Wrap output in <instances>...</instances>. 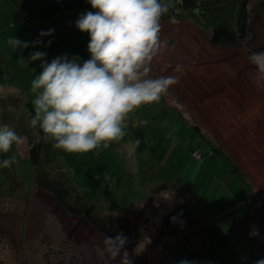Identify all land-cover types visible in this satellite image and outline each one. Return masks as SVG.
<instances>
[{
	"label": "rangeland",
	"instance_id": "1",
	"mask_svg": "<svg viewBox=\"0 0 264 264\" xmlns=\"http://www.w3.org/2000/svg\"><path fill=\"white\" fill-rule=\"evenodd\" d=\"M51 1L41 0V5L35 0L28 2L32 8L29 17L39 16L43 26L48 24L44 27L48 39L44 59L78 57L81 63L89 59V34L79 31L75 22L82 13L98 10L85 0H61L52 14ZM161 2L174 5L173 0ZM41 7L42 13H37ZM248 12L247 35L235 46L213 44L211 29L190 14L184 19L161 20L162 44L150 75L176 76L178 82L158 102L141 105L128 114L126 134L116 147L112 142L108 148L83 153L61 149L57 157L97 208L109 212L124 207L136 194L133 180L137 179L126 180V174H120L115 183L108 185L105 180L112 174L108 171L115 167V160L126 164L134 175L127 157L132 150L125 145L133 142L129 138L133 127L142 125L143 133L149 136L148 142L144 138L146 146L160 158L154 173L176 184L178 179L189 182L200 204L232 240L236 260L229 264L264 260V81H256L254 66L248 60L251 52L264 51V0L250 2ZM35 23L31 21L32 27ZM6 37L11 40L12 31L2 37L4 50L12 49ZM24 63L14 70L18 80L24 81L20 86L25 95L32 94L34 99L28 83L42 71L41 61L25 59ZM177 66L182 71H176ZM18 111H14L16 116ZM190 124L197 129L194 136ZM205 140L223 151L235 168L221 157L206 155ZM26 150L27 144L13 145L9 153H0V161L15 157L11 167H0V264H120L121 256L113 259L104 251V235L83 218L68 214L49 192L32 182ZM198 152L204 155L203 160L198 159ZM234 169L242 173L250 197ZM177 203L146 197L141 204L113 212L137 220L131 232L134 245L125 244L124 248L131 264H188L180 255L169 256L166 248L174 238L164 236L157 218L170 213Z\"/></svg>",
	"mask_w": 264,
	"mask_h": 264
},
{
	"label": "clouds",
	"instance_id": "2",
	"mask_svg": "<svg viewBox=\"0 0 264 264\" xmlns=\"http://www.w3.org/2000/svg\"><path fill=\"white\" fill-rule=\"evenodd\" d=\"M88 3L98 11L82 13L75 26L89 34V59L81 63L78 57L58 56L47 62L41 52L29 57V61L40 60L42 69L31 83L35 98L30 126H38L45 138L55 141L54 148L72 153L108 148L113 141L120 142L128 114L141 105L158 102L179 79L150 75L153 59L162 44L160 21L169 10L166 3L161 0H88ZM9 44L13 50L28 46L16 38L9 40ZM248 60L254 66L256 81H264V51L251 52ZM176 71L182 69L177 66ZM27 143V137L7 124L0 125V153H9L13 145ZM140 143L139 139L134 142L133 152ZM14 162L15 157L9 156L0 161V167L9 168ZM125 244L126 238L120 234L115 238L106 236L104 251L113 259L121 256L120 264H131ZM256 264H264V260H257Z\"/></svg>",
	"mask_w": 264,
	"mask_h": 264
},
{
	"label": "trees",
	"instance_id": "3",
	"mask_svg": "<svg viewBox=\"0 0 264 264\" xmlns=\"http://www.w3.org/2000/svg\"><path fill=\"white\" fill-rule=\"evenodd\" d=\"M173 1L174 5L167 4L169 10L161 17V20L184 19L185 15L190 14L196 22L211 29L210 40L213 44L235 46L247 35L250 2L260 0ZM174 8L178 9L177 13ZM9 105H11L10 111ZM17 108H19L18 116L14 114ZM33 115L34 105L25 94L0 97V125L7 124L17 134L27 137V157L31 164L32 182L49 192L64 211L72 216L83 218L87 224L105 237L115 238L120 234L126 238V245H134L131 232L136 228L137 220L133 221L113 212L101 210L87 200L63 165L58 162L57 157L61 149L53 147L55 141L45 138L38 126L36 128L30 126L29 122ZM190 127L191 135L197 134L195 125L190 124ZM132 131L133 142L137 139L141 141L136 148L138 152H141L146 146L142 126L136 125ZM203 142H206L208 146L206 155L221 157L230 167L235 168L223 151L206 140ZM198 153L201 156L198 159L203 160L204 155L201 152ZM234 171L237 172L235 169ZM237 174L242 188L250 197V189L242 173L238 171ZM14 189L13 187V192ZM9 192L8 194H11ZM0 194H2L1 191ZM246 202L251 209L250 198ZM132 212L134 210L129 214ZM157 218L160 220V229L164 236L174 238V241L168 243L166 248L169 256L180 255L188 264H229L236 260L232 240L214 218L209 216L193 191L192 197L179 203L170 213L159 215Z\"/></svg>",
	"mask_w": 264,
	"mask_h": 264
},
{
	"label": "crops",
	"instance_id": "4",
	"mask_svg": "<svg viewBox=\"0 0 264 264\" xmlns=\"http://www.w3.org/2000/svg\"><path fill=\"white\" fill-rule=\"evenodd\" d=\"M7 1L8 5L6 4V0L0 1V97L12 92L25 94L26 91L22 90L20 86V84H22L24 81H22L21 79L18 80V77L16 75V73L18 72L14 70V68L21 63L22 59L23 61L25 59L29 60V57L32 53L46 52L44 50V47L48 42V39L44 35V27L48 24L46 23L43 26L44 21L40 19L39 16L29 17L32 16V8L28 4L29 0ZM35 1V3L41 5V0ZM61 2V0H52L51 2H49L53 3L52 14L56 11L58 6L60 7ZM86 4H88V1H86ZM6 13H9V15L7 17H2ZM37 13H42V7L39 8ZM32 20L37 22L33 25V27L31 24ZM8 30L12 31V38L27 42L28 46L25 48H17L16 50H13V48L4 50L5 47L2 43V37ZM6 38L8 39V37ZM36 71L37 70H35V72ZM31 83L32 80L28 84ZM27 97L30 98L31 102L33 101L32 94H29V96L27 95ZM141 121L143 122L144 119H142ZM129 138L130 140H133L132 132L130 133ZM144 138L148 142L149 136L147 133L144 134ZM113 142L116 144L111 145L116 147L118 145V142ZM133 144V142L127 141L125 147L132 150ZM145 152L146 154L144 155L147 157H137V154ZM127 157L131 158L132 166L130 167V169L134 172V175L129 170L126 164L122 163V161L115 160V167L108 171L112 174L107 179H109L110 182L115 183L116 175L120 174H126V176L124 177L126 180L136 178L137 180H133V185L135 187L137 186L136 194L128 200L129 202L126 206H119L115 209H109V212L123 211L125 209H128L129 207H132L136 203L141 204L143 199H145L146 197H151L154 200L158 201H162L164 198H169L176 203L178 202L177 205L183 202L186 198H189L190 196L192 197V191L189 187V182H187L186 180L182 181L181 179H178V182L176 184V181L171 182L166 179L163 180L161 179V176H158L154 173L156 168L160 165V158L156 156V152L154 153L147 146L141 152H138L137 149H135L134 152L132 151V155H127ZM125 167L128 169V171ZM107 179L105 180V183H107Z\"/></svg>",
	"mask_w": 264,
	"mask_h": 264
},
{
	"label": "built area",
	"instance_id": "5",
	"mask_svg": "<svg viewBox=\"0 0 264 264\" xmlns=\"http://www.w3.org/2000/svg\"><path fill=\"white\" fill-rule=\"evenodd\" d=\"M85 1H88V0H85ZM198 158V157H197ZM107 183L110 184L111 182L109 181V179H107Z\"/></svg>",
	"mask_w": 264,
	"mask_h": 264
}]
</instances>
